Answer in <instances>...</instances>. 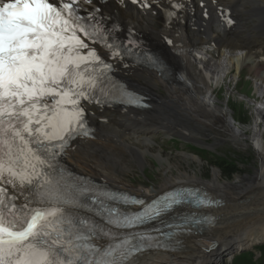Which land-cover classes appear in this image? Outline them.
I'll return each instance as SVG.
<instances>
[{
	"label": "snow or ice",
	"instance_id": "1",
	"mask_svg": "<svg viewBox=\"0 0 264 264\" xmlns=\"http://www.w3.org/2000/svg\"><path fill=\"white\" fill-rule=\"evenodd\" d=\"M75 2L5 0L0 5V184L30 185L36 202L47 205L31 208L29 200L17 207L14 197L0 188V264H119L109 258L121 245L101 252L79 243L96 232L70 211L83 207L81 190L43 172L53 167V147L62 148L77 126L84 127L80 102H91L103 82L86 66L95 62L96 53L81 54L88 46L77 35L84 26ZM185 195L193 194L177 193L143 215L123 219L107 209L108 223H143L181 203ZM100 208L104 210L103 204Z\"/></svg>",
	"mask_w": 264,
	"mask_h": 264
},
{
	"label": "bare ground",
	"instance_id": "2",
	"mask_svg": "<svg viewBox=\"0 0 264 264\" xmlns=\"http://www.w3.org/2000/svg\"><path fill=\"white\" fill-rule=\"evenodd\" d=\"M183 90L185 94H182V96L178 93L175 94V98L179 102H182V104L186 102L184 99L194 98V95L190 93L187 88H183ZM201 101H203L205 105L207 103L208 107L203 103L199 107L196 103L197 101H193L191 105L193 107L192 109L186 108L185 110L181 108V111L179 110L184 120L187 122L189 117H193L195 125H198L197 118L204 124L213 125L220 122L222 126H224L225 132L228 133L230 137L232 136L235 138L236 134L234 132L230 133L229 131L232 130L224 123L221 111L216 107L210 108V101L206 96H203ZM156 111H158L160 115L168 112L161 107H157ZM171 112L172 111H170V113ZM138 116L139 112H128L122 115L120 127L124 130L118 129L114 121L101 124L93 119L96 126L94 133L96 139L90 141L91 149L94 153L91 157V164L86 159V155H88L90 151L85 153L72 151L73 154L70 160L74 164L89 166L92 169L91 174L106 180L108 185H117L123 188L124 186H122L123 183L121 180L109 174L106 161L109 159L118 160L122 152V148L111 144L113 141L112 136L123 137V134L128 130V124H130V129H134L135 123H139ZM153 116L154 114L151 113H143L142 119H151ZM167 120L165 114L156 119V121L159 122ZM157 127L160 126H154L153 128ZM256 129V131H253L252 127H250V129L243 130V134H246L248 138L256 137L254 143L252 142L253 139L249 143L250 149L254 151L255 155V163L252 165L251 173L236 175L231 181H224L221 180L219 173L213 171L210 173V178L206 179L202 176L204 172L200 171L202 172L200 173L198 166L192 163V161H200V159L191 156L188 157L183 154L182 157L174 161H170L168 158L164 159L166 162L164 166L165 174H163V177L157 178L150 189L138 188L135 192H132L134 195L151 196L172 188L174 185L191 184L199 186L202 190L209 192L210 195L220 199L219 202H216L217 205L208 210L210 224L207 226V229L205 228L208 234L182 236L180 240L176 242L177 246L174 251L170 253L157 251V253L144 255L138 261L139 264H181L183 262H189L190 260L193 264H215L217 259L221 256L233 254L235 250H249L250 247L253 248L255 244L263 239L264 118H262L260 126L256 125ZM154 131L152 130L151 132ZM194 131L196 134L199 133L198 129H194ZM188 132L192 134V131ZM242 139L243 137L237 139V141L243 142ZM196 140L199 142L198 139ZM150 152L152 153V151L145 147H138L130 151V155L128 154V156L133 161L130 162V165L135 166L137 162H141L145 153ZM157 155H160V153L157 152ZM160 157H162V155H160ZM185 210L191 212L198 210V208H186ZM262 243L264 244V242H261V244Z\"/></svg>",
	"mask_w": 264,
	"mask_h": 264
},
{
	"label": "rangeland",
	"instance_id": "3",
	"mask_svg": "<svg viewBox=\"0 0 264 264\" xmlns=\"http://www.w3.org/2000/svg\"><path fill=\"white\" fill-rule=\"evenodd\" d=\"M241 128L242 126H238L237 128H235V130H241ZM245 129H250V128L249 126H247L246 128H243V130ZM241 131H239L240 135L243 137V140H245L247 143L241 144L243 146H241V151H238V153L234 152V147L232 145L230 146V145L223 144L222 141L219 139L218 141H214V139L208 141V144H210V148H211L209 149L211 151V154L215 153L218 156L225 157L227 161H230L231 164L235 165V171L232 172L231 174H227L223 172V171H226L225 169L221 171L220 168H218L217 166L212 167L213 163L217 164L219 163L220 160H218L216 156L213 154L211 155L208 153L199 152L201 155L207 156L208 158L207 164L204 161H201L199 163H194V165L198 166V168L200 169L199 172L200 171L204 172V173L200 172L203 174L202 176H204V178L209 179L210 173L213 171L219 173L221 180H224V181H231L236 175H244V174L251 173L252 165H254L255 163V155H254V151L250 149L249 143L251 142L252 139H255V138H248V136L246 134H243V131L242 132ZM201 133L203 135L205 134L204 131H201ZM252 142L254 143L255 140H252ZM154 176L155 175H153L152 179H148V178H145L141 172L136 173L135 175L130 173L128 178H130L131 181L129 180H125V181L129 183L131 186H133L134 188L137 187V188L148 189L150 187H147L146 184H148V181L156 179V176L155 178ZM261 242H264V237L257 244H261ZM234 264H252V263L251 261H248V257L246 256V253H242L234 257Z\"/></svg>",
	"mask_w": 264,
	"mask_h": 264
},
{
	"label": "trees",
	"instance_id": "4",
	"mask_svg": "<svg viewBox=\"0 0 264 264\" xmlns=\"http://www.w3.org/2000/svg\"><path fill=\"white\" fill-rule=\"evenodd\" d=\"M229 169V170H228ZM235 171V167L234 166H232L231 168H227V170L225 171V173H227V174H231L232 172H234Z\"/></svg>",
	"mask_w": 264,
	"mask_h": 264
}]
</instances>
